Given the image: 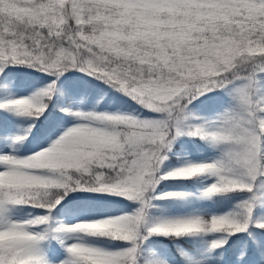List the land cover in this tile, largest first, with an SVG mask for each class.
<instances>
[{"label":"snow or ice","instance_id":"obj_1","mask_svg":"<svg viewBox=\"0 0 264 264\" xmlns=\"http://www.w3.org/2000/svg\"><path fill=\"white\" fill-rule=\"evenodd\" d=\"M0 264H264V0H0Z\"/></svg>","mask_w":264,"mask_h":264}]
</instances>
